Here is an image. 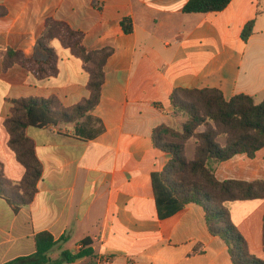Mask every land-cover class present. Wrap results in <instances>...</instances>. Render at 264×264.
I'll use <instances>...</instances> for the list:
<instances>
[{
    "label": "crops",
    "instance_id": "1",
    "mask_svg": "<svg viewBox=\"0 0 264 264\" xmlns=\"http://www.w3.org/2000/svg\"><path fill=\"white\" fill-rule=\"evenodd\" d=\"M189 0H0V162L7 180L18 182L23 166L7 145L4 120L9 100L55 97L70 108L88 97L81 60L53 39L56 77L39 80L21 67L2 69L8 49L45 59L37 38L47 19L83 34L88 50L111 48L98 104L78 121L26 128L42 164L37 193L14 209L0 195V264L35 253L34 237L49 232L63 241L48 253L77 252L89 238L88 264H233L230 243L212 234L202 206L187 204L160 219L151 175L170 155L156 149L151 134L171 126L175 89H218L228 99L264 96V0H231L220 10L185 13ZM132 31L125 33L121 22ZM253 21L246 41L241 31ZM193 142V147H194ZM189 159L192 150L187 151ZM215 177L264 181V147L253 158L238 154L221 162ZM248 251L263 259L264 200L227 203Z\"/></svg>",
    "mask_w": 264,
    "mask_h": 264
},
{
    "label": "trees",
    "instance_id": "2",
    "mask_svg": "<svg viewBox=\"0 0 264 264\" xmlns=\"http://www.w3.org/2000/svg\"><path fill=\"white\" fill-rule=\"evenodd\" d=\"M231 0H189L183 7L185 13H207L224 9ZM4 13L0 10V16ZM125 33L132 31L128 20L122 21ZM45 33L37 38V47L45 52V59L28 57L18 50L8 49L2 59L3 71L20 65L39 80L56 77L58 56L49 47L56 39L72 56L81 60L88 74V97L70 108L62 107L55 98H19L9 100L10 108L4 120L8 134L7 145L25 172L18 182L9 181L0 162V195L14 209L29 205L37 193L42 164L36 156L34 142L26 135V128H46L58 123L78 121L99 102L104 81V67L111 48L88 50L83 45V34L66 23L47 19ZM253 21L246 23L241 38L251 35ZM172 115L182 116L180 129L160 125L153 129L151 139L156 149L168 153L170 158L160 173L151 175L152 194L160 219L172 216L187 204L203 207L205 223L212 234H220L236 244L230 246L233 264H264L263 259L253 257L245 239L232 223L227 203L264 200V181L223 180L215 177L218 164L238 154L253 158L264 147V96L256 98L236 94L224 98L218 89H175L169 97ZM194 141L193 157L187 158L186 143ZM42 231L35 235V253L16 258L3 264H61L73 263L93 254L89 238L81 240L77 252L63 250L58 260L50 261L48 253L58 242ZM239 250L240 253L237 251ZM264 253V217H263ZM88 264H95L92 260Z\"/></svg>",
    "mask_w": 264,
    "mask_h": 264
},
{
    "label": "rangeland",
    "instance_id": "3",
    "mask_svg": "<svg viewBox=\"0 0 264 264\" xmlns=\"http://www.w3.org/2000/svg\"><path fill=\"white\" fill-rule=\"evenodd\" d=\"M171 116L174 119V123L170 127L175 128V129H180L181 123L184 120V118L182 116H176V115H172V114H171ZM193 142H194L193 140H189L186 143V146H185L186 156H187V151L192 150V148L194 150ZM187 158H188V156H187ZM227 241L230 243V246H232L234 249L236 248L235 242H233L231 239H228ZM237 251L240 253L239 250H237Z\"/></svg>",
    "mask_w": 264,
    "mask_h": 264
},
{
    "label": "built area",
    "instance_id": "4",
    "mask_svg": "<svg viewBox=\"0 0 264 264\" xmlns=\"http://www.w3.org/2000/svg\"><path fill=\"white\" fill-rule=\"evenodd\" d=\"M80 248H82V245H80Z\"/></svg>",
    "mask_w": 264,
    "mask_h": 264
}]
</instances>
